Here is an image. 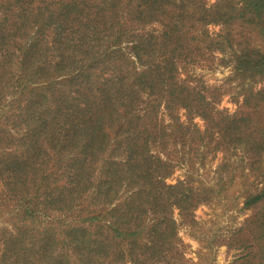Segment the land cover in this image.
<instances>
[{"label":"trees","instance_id":"16d2710c","mask_svg":"<svg viewBox=\"0 0 264 264\" xmlns=\"http://www.w3.org/2000/svg\"><path fill=\"white\" fill-rule=\"evenodd\" d=\"M40 3L42 6L35 7L31 18L22 15V26L39 34L45 26L53 27L61 59L53 64L54 68H38L34 74L38 77L19 93L15 100L16 125L11 124L13 110L5 112L10 113L4 116L6 126L23 128L20 145L25 143L27 150L24 158L3 161L7 173L3 186L13 200L11 219L17 220L0 228V236L4 235L0 237V264H183L173 210L178 208L190 218L194 208L206 201L208 190L184 183L167 184L170 163L147 150L145 140H136L140 145L129 149L125 162L98 158L119 133L127 128L130 133L128 116L131 107L139 105L133 93L140 89L165 95L168 103L196 110L213 124L210 103L203 94L177 80L174 63H166L164 68L153 62L152 48L143 35L127 41L123 38L127 29L121 20L126 15L156 21L167 14L166 5L176 0ZM198 4L190 0L193 7ZM237 4L238 8L234 2L214 4L210 10L201 8V36L207 37L204 26L209 23H228L227 15L264 35V0H238ZM184 7L182 1L181 17L187 13ZM179 22L176 17L166 26L167 35ZM177 37L182 41L183 34ZM229 39L231 33L222 40L228 43ZM186 40L187 33L182 42L185 45ZM97 41L107 44L99 55L94 50ZM124 42L128 43L125 48ZM75 48L80 54L74 59V52L69 50ZM30 53L29 49L26 54ZM118 57L127 64L140 65L141 71L130 86L132 94L119 93L121 77L114 78L113 74ZM235 61V68L245 77L264 75V51L245 47L236 54ZM103 65L106 67L95 76V70ZM108 71L111 75L104 78L102 73ZM134 84L138 89L134 90ZM113 88L118 92H110ZM258 97L264 101V90ZM225 120L223 128L218 129L221 140L240 146L246 140L241 131L242 119L228 116ZM257 128L261 132L258 147L262 149L264 127L259 124ZM59 169L66 178L62 186L53 181ZM263 198L264 192L252 197L246 206L252 207ZM256 218L264 227V212Z\"/></svg>","mask_w":264,"mask_h":264},{"label":"rangeland","instance_id":"374dc122","mask_svg":"<svg viewBox=\"0 0 264 264\" xmlns=\"http://www.w3.org/2000/svg\"><path fill=\"white\" fill-rule=\"evenodd\" d=\"M41 1L14 3L12 0H0V228H7L17 220L11 219L13 200L7 196L3 186L7 179L3 161L6 158H24L27 150L25 143L20 145L23 128H12L16 125L18 107L15 100L23 88L38 77L34 75L38 68H54L53 64L61 59L53 27L45 26L43 33L39 34L29 26H22V15L31 18L36 12L35 7L42 6ZM182 1L187 10L185 17L179 16ZM182 1L166 5L167 14L156 21L147 22L126 15L121 20V25L127 29L123 38L127 41V38L143 35L152 48L153 62L164 68L166 63H174L177 80L203 94L210 103L213 124L196 110L168 103L165 95L140 89L133 93L138 96L139 105L136 107L134 104L128 116L132 127L130 133L126 131L128 128L119 133L110 148L107 147L98 158L125 162L130 156L129 149L140 145L136 140H145L147 150L169 161L167 184L184 183L208 190L206 201L198 204L192 212L193 221H190L191 217L185 218L180 209L173 210L183 264H264V227L256 218L264 212V198L252 207L246 206L252 197L264 192V148L258 147L261 132L255 129L259 124L264 127V101L258 97L264 90V75L245 77L235 68L236 54L241 49L249 47L264 51V35L227 15L228 23L204 26L208 32L205 38L201 36L203 23L198 20L201 8L210 10L214 4L225 6L230 2L238 8V0H196L199 3L197 7L190 5V0ZM232 13L235 16V12ZM176 17L179 25L167 35L166 26ZM180 32L182 41L177 37ZM186 33L185 45L182 42ZM229 33L232 39L226 43L222 39ZM122 44L125 48L128 43ZM177 44L180 47L177 48ZM106 46V43L97 41L94 50L99 55ZM29 49L31 53L27 55ZM72 51L75 59L80 51L75 48L69 53ZM115 62L118 66L113 70L114 78L117 75L121 77L118 85L122 91L119 93L130 94L136 73L141 71L140 65L127 64L120 57ZM105 67L95 70V76H99ZM110 73L112 71L103 72L102 76L109 78ZM92 81L95 83L97 79ZM135 89L138 88L134 84ZM110 92L118 91L113 88ZM10 110H13L12 125L6 126L4 116L10 115L5 113ZM228 116L234 120L242 119L241 131L246 140L240 146L222 141L218 133L224 125L222 120L225 122ZM128 122L123 123L127 126ZM63 158L67 155L64 154ZM60 172L59 169V173L53 175L57 186L64 185L66 181ZM7 230L10 231L9 228ZM0 237L4 238V235Z\"/></svg>","mask_w":264,"mask_h":264}]
</instances>
